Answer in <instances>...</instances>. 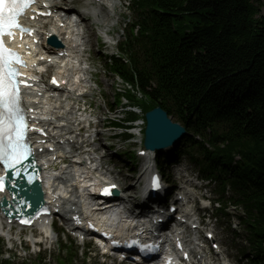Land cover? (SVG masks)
<instances>
[{"label": "trees", "instance_id": "trees-1", "mask_svg": "<svg viewBox=\"0 0 264 264\" xmlns=\"http://www.w3.org/2000/svg\"><path fill=\"white\" fill-rule=\"evenodd\" d=\"M132 2L140 37L122 45L131 64L115 59L110 70L208 136L213 150L193 138L186 145L200 152L206 173L238 192L254 250L248 264H264V0Z\"/></svg>", "mask_w": 264, "mask_h": 264}, {"label": "rangeland", "instance_id": "rangeland-1", "mask_svg": "<svg viewBox=\"0 0 264 264\" xmlns=\"http://www.w3.org/2000/svg\"><path fill=\"white\" fill-rule=\"evenodd\" d=\"M121 0H117L115 10H114V16L112 14V19L109 22V25L106 27L107 29L114 32L118 37H120L121 40H125L128 34L127 31V24L128 20L133 19L134 13L129 10L125 9L121 5ZM94 33H97L94 31ZM96 54H93V58L96 57ZM101 62H97L98 67V80L100 83V87L97 90V93L100 95L95 99V104L93 106V110L95 112L96 118H99L101 121L100 123H104L108 121L110 118L113 119L115 117L114 114H110V102H113L114 100V94L117 91L118 88L123 89V85L119 83L114 76L108 73L105 67V61L101 58ZM174 121H177L176 118H173ZM137 131V130H136ZM108 133V135L113 136L115 132H120L119 129L116 131H112L111 129H106L105 131ZM101 138L104 139V135H100ZM113 142H119L121 141L120 138H113ZM106 140H102L101 145L105 143ZM130 145V144H129ZM131 145L127 147L126 145L122 148V153L124 155L111 158V160L118 165L120 169L124 170V175L128 177L131 176L132 172L128 171V167H130V163L128 161V157L125 155V152L130 149ZM127 149V150H126ZM187 161V160H186ZM128 164V166H127ZM136 164L132 165L131 168H134ZM193 169H195V172L198 174V167L192 166ZM137 168L135 169V171ZM137 178L138 176L135 175ZM134 180V179H132ZM134 183L133 181L129 182ZM137 187V185H136ZM135 187V188H136ZM212 191V195L214 198L218 197L219 194L217 193V190L214 185L211 184L210 190ZM241 209L239 208L237 211H234V213H238L241 215ZM233 212V211H232ZM220 220V226L217 230L219 236L224 238V244L225 247H228V252L237 258V255L239 254V251L244 247L245 245V238L244 234L241 232V238H236L237 235L233 234L231 230L228 227L227 219L219 217ZM13 234V233H12ZM24 238H28L27 234L24 233ZM1 238V237H0ZM2 239V238H1ZM14 243L10 242L9 240L6 241L5 239L0 240V243L2 241L4 245V256L5 257H11V260L14 262L13 264H57L58 259L57 257L60 256L61 250H60V244L63 242V244L70 245V247L77 249L78 252V259L75 261V264H112L104 263L103 259L98 256V254L90 248V246L87 245H81L78 242L71 244L70 238L68 236L63 235L59 241L56 242V239H54V243L51 244V248L49 249H42V252L36 253V250H38V247H32L28 241L27 243L23 242L20 238V231L15 230L14 232ZM59 244V247H58ZM46 247H49L48 245H45ZM88 256V259L86 261V257Z\"/></svg>", "mask_w": 264, "mask_h": 264}, {"label": "snow or ice", "instance_id": "snow-or-ice-1", "mask_svg": "<svg viewBox=\"0 0 264 264\" xmlns=\"http://www.w3.org/2000/svg\"><path fill=\"white\" fill-rule=\"evenodd\" d=\"M34 2L35 0H0V162L6 169L14 170L17 176L20 175L17 166L31 154V148L26 140L29 125L25 119V110L21 106L20 91V86L22 84L27 86V82L19 79L21 73L16 66L24 65L26 62L17 51L5 45L4 37H15V29H19L21 37L24 33L31 34L32 29L22 26L19 17ZM51 82L57 83L55 78ZM111 187L114 188L115 185ZM152 187H160L158 178H153ZM3 188L4 177L0 176V191ZM103 194H110V188H104ZM21 222L29 223L27 220ZM151 248V245H144L141 250H151Z\"/></svg>", "mask_w": 264, "mask_h": 264}, {"label": "water", "instance_id": "water-1", "mask_svg": "<svg viewBox=\"0 0 264 264\" xmlns=\"http://www.w3.org/2000/svg\"><path fill=\"white\" fill-rule=\"evenodd\" d=\"M146 139L149 149H163L169 147L186 134L185 127L174 123L168 113L160 106L146 113Z\"/></svg>", "mask_w": 264, "mask_h": 264}, {"label": "bare ground", "instance_id": "bare-ground-1", "mask_svg": "<svg viewBox=\"0 0 264 264\" xmlns=\"http://www.w3.org/2000/svg\"><path fill=\"white\" fill-rule=\"evenodd\" d=\"M61 2V0H57V2L58 3H60ZM108 1V5H109V7H105L104 6V8H103V16H105V15H107L108 16V19H109V17L111 16L112 17V14H113V9H114V5H115V3H116V1L115 0H107ZM110 17V18H111ZM103 18V17H102ZM102 18L100 19V20H102ZM87 36H96V34H94L92 31L91 32H89L88 34H87ZM69 65H72V63H70ZM64 98L65 97H63L62 96V101L64 100ZM56 104H57V106L60 108V110L62 111V112H66V114H65V117L67 118V119H69V121H70V124H69V127L67 128V132L68 133H73V132H75L76 131V128L74 129L72 126L73 125H75L76 123H77V116H74L73 115V109L68 105V104H70V103H67L65 100H64V103H66V104H62V102L61 101H59V102H55ZM46 104V103H45ZM55 105L53 104V103H51L50 105H46L45 107H43V109L45 108L46 110H51V109H53V107H54ZM86 123V122H85ZM98 123L100 124V120L98 121ZM87 124V123H86ZM79 151L80 150H82V148H80V149H78ZM65 157H72V158H75V155L73 154V155H65ZM83 157H81L80 159H82ZM64 167H67L66 168V170H69V171H71V170H75L76 171V173H79V171L80 170H83V171H85L84 169V167H79V166H76V167H74V166H72V164H66V165H63V168ZM62 171V168H60L58 171H57V173H59V172H61ZM47 174H48V176L50 177V176H52L53 174H56L55 172H52V171H47ZM49 181L51 182V179H49ZM56 183H58V181H55V185H56ZM134 187L133 186H131L129 189H128V191L129 192H131V193H129V196H133L134 194H136V193H134ZM12 234V233H11Z\"/></svg>", "mask_w": 264, "mask_h": 264}]
</instances>
